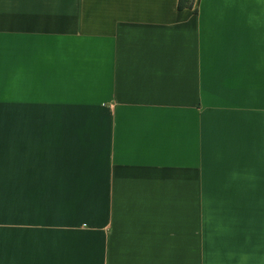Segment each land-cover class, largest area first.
Here are the masks:
<instances>
[{"label": "crops", "instance_id": "0c3cea01", "mask_svg": "<svg viewBox=\"0 0 264 264\" xmlns=\"http://www.w3.org/2000/svg\"><path fill=\"white\" fill-rule=\"evenodd\" d=\"M0 0V264H264V0Z\"/></svg>", "mask_w": 264, "mask_h": 264}, {"label": "trees", "instance_id": "16d2710c", "mask_svg": "<svg viewBox=\"0 0 264 264\" xmlns=\"http://www.w3.org/2000/svg\"><path fill=\"white\" fill-rule=\"evenodd\" d=\"M195 0H178L177 8L179 10L182 9H190L192 8Z\"/></svg>", "mask_w": 264, "mask_h": 264}]
</instances>
